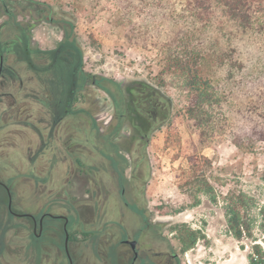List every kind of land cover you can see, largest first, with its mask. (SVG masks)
I'll use <instances>...</instances> for the list:
<instances>
[{"label":"flooded vegetation","instance_id":"af4514ba","mask_svg":"<svg viewBox=\"0 0 264 264\" xmlns=\"http://www.w3.org/2000/svg\"><path fill=\"white\" fill-rule=\"evenodd\" d=\"M7 20L0 23V264H182L149 215L145 189L151 134L170 99L135 80L121 85L119 109L96 88L107 101L99 111L94 84L78 87L79 54L61 47L60 25L61 38L43 48L32 39L36 22L21 21L24 31L13 23L4 39ZM23 38L27 62L12 48Z\"/></svg>","mask_w":264,"mask_h":264},{"label":"rangeland","instance_id":"374dc122","mask_svg":"<svg viewBox=\"0 0 264 264\" xmlns=\"http://www.w3.org/2000/svg\"><path fill=\"white\" fill-rule=\"evenodd\" d=\"M40 1L51 4L53 11H48L46 5L30 1L6 0L7 7L18 20L36 22L32 30L34 44L48 48L62 36L57 24L39 18L58 19L64 12L69 13L75 22L85 71L112 77L123 88L135 80L145 81L158 87L170 99L169 117L151 134L150 177L145 189L149 215L172 240L181 254L182 264H249L256 243L264 252V232L258 222L251 237L238 240L229 231L221 197L215 204L206 194H200V203L195 204L194 197L179 187L187 177L189 157L203 154L212 161L206 172L220 195L229 190H243L264 203V141L257 142L252 151L240 149L232 141L242 128L246 131L249 126L257 125L247 117L242 119L239 110H247L246 103L250 102L253 90L264 77V46L251 36L237 37L228 43L230 38L225 34L230 29L226 27L215 26L205 31V45L210 51L206 69L220 82L224 92L234 93V102L227 108L231 120L224 124V129H218L211 145L202 146L195 122L187 113L191 97L174 75L162 72L163 62L155 49L127 37L115 0ZM6 19L0 1V23ZM233 30L236 33V29ZM220 50L226 51L223 63L216 57ZM238 59L244 60L243 70ZM89 91L101 96L96 107L102 111L107 104L104 93L94 86H90ZM37 147L38 143L34 149ZM28 151L25 147V156ZM21 220L26 221V218ZM185 228L198 232L196 243L187 250L182 249L179 239L180 230Z\"/></svg>","mask_w":264,"mask_h":264},{"label":"trees","instance_id":"16d2710c","mask_svg":"<svg viewBox=\"0 0 264 264\" xmlns=\"http://www.w3.org/2000/svg\"><path fill=\"white\" fill-rule=\"evenodd\" d=\"M0 1L10 19L3 23L6 30L2 32L4 39L9 40L12 37L7 33L14 24L23 31L25 27L15 13L9 10L6 0ZM24 1L46 5L48 11H53V6L49 3L40 0ZM115 2L119 6V18L126 27L127 37L145 47L155 49L163 62L162 72L174 75L187 91L191 97L187 113L195 122L199 143L202 146L211 145L217 137L218 129H224V124L231 120L227 108L234 102V93L224 92L216 77L207 71L210 51L205 45L203 35L206 30L215 26L223 29L226 27L230 29L225 34L230 38L228 43L237 37L242 39L251 36L252 40L264 46V0H115ZM71 17V14L64 12L58 19L42 16L39 20L62 27L64 37L61 47L64 50L77 48L81 70V82L78 83V87L85 88L87 84H94L95 88L109 92L116 108L119 109L123 102L119 81L82 69L83 51L77 40L75 22ZM233 29H236V33ZM25 37L29 35L25 34ZM24 41L23 38L22 43L12 45L19 62H27L30 55V42ZM225 53V50H220L216 56L222 63L226 59ZM237 63L243 70L244 60L238 59ZM56 64L63 68L64 64L60 57ZM71 82L69 79V85ZM246 106L247 110H239V115L242 119L247 117L250 121L257 122V125L249 126L246 131L242 128L239 134L232 137V141L238 148L252 151L257 142L264 141V77L256 85L252 99ZM242 133L244 134L240 135ZM188 162L189 166L185 170L187 177L179 183V187L194 197L195 204L200 203V194H206L215 204L221 197L229 231L238 240L251 237L256 222L264 232V203H259L253 195L243 190H229L220 195L207 176L206 170L212 166L209 157L194 154L189 157ZM149 177L150 170L146 182ZM179 239L183 250L190 249L198 239V232L190 228L181 229ZM253 250L249 256V264H264V252L260 244H254Z\"/></svg>","mask_w":264,"mask_h":264},{"label":"water","instance_id":"95a60500","mask_svg":"<svg viewBox=\"0 0 264 264\" xmlns=\"http://www.w3.org/2000/svg\"><path fill=\"white\" fill-rule=\"evenodd\" d=\"M169 105H170V108H171V101H170ZM165 117H166V120H167V118L169 117V113H167V114L165 115ZM166 120H165V121H166ZM165 121H164V122H165ZM164 122H163L162 124H164Z\"/></svg>","mask_w":264,"mask_h":264}]
</instances>
